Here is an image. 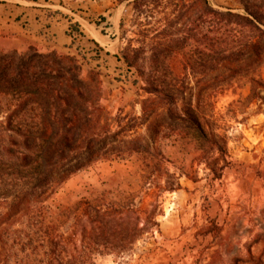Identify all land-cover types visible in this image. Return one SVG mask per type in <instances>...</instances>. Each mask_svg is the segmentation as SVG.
<instances>
[{"label":"trees","instance_id":"trees-1","mask_svg":"<svg viewBox=\"0 0 264 264\" xmlns=\"http://www.w3.org/2000/svg\"><path fill=\"white\" fill-rule=\"evenodd\" d=\"M117 1L156 25L139 31V45L122 53L152 97L116 131L102 122L99 82L83 76L77 57L0 50V264H97L96 256L125 253L159 226L157 208L143 211L140 227L136 194L115 201L104 193L54 216L47 202L57 186L101 161L137 155L144 187L163 178L162 192L177 191L182 176L164 167L158 144L174 135L194 141L219 178L229 141L220 132L216 97L243 82L251 86L245 101L262 98L264 0H235L243 12L210 0ZM180 55L182 75L171 65Z\"/></svg>","mask_w":264,"mask_h":264},{"label":"rangeland","instance_id":"rangeland-1","mask_svg":"<svg viewBox=\"0 0 264 264\" xmlns=\"http://www.w3.org/2000/svg\"><path fill=\"white\" fill-rule=\"evenodd\" d=\"M210 1L215 8H234L236 12H243L235 0ZM67 9L66 13L80 21L83 28H79L88 35L91 34V24L104 34L114 36V44L106 45L103 41L106 48L95 47L92 56L84 40L78 42L79 52L75 55L57 53L77 57L85 78L96 73L100 105L104 108L102 122L116 131L129 117L140 116L143 102L152 95L146 92V83L135 69L125 66L124 72L118 71L122 68L109 64L106 52L122 56L130 43L138 46L139 31L154 27L156 19H136L132 5L117 0H67ZM156 15L159 17L158 13ZM80 29L71 30V33L77 32L80 37L84 34ZM195 45L193 42L190 49ZM171 65L177 74L182 75L183 56L175 57ZM98 67L101 68L99 71ZM99 72L103 78L97 74ZM261 75L264 77V64ZM115 79L143 90L141 96L145 98L140 100V106H130L128 98L112 97L111 84ZM193 87L195 94L197 90ZM258 92L262 98L245 101L251 93V86L239 82L231 84L216 97L220 132L229 141L227 165H218L223 167L219 178L204 163V153L194 141L174 135L161 139L158 144L164 153V167L182 176L181 189L162 192L158 185L164 184L163 178L144 187L143 165L137 155L101 161L57 186L47 202L52 215L104 193L115 201L136 194L132 210L142 217L140 227L144 226L143 211L157 208L159 226L147 229L123 254L96 256L97 264H252L254 258H264V140L252 145L245 140H249L246 128H253L247 119L258 112L264 113V91L258 89ZM255 132L264 133V124ZM228 165H255L256 168L243 173L244 176L248 173L247 178L251 174L257 175L259 184L251 186L245 178L240 183L222 180ZM67 229L68 226L64 231Z\"/></svg>","mask_w":264,"mask_h":264},{"label":"crops","instance_id":"crops-1","mask_svg":"<svg viewBox=\"0 0 264 264\" xmlns=\"http://www.w3.org/2000/svg\"><path fill=\"white\" fill-rule=\"evenodd\" d=\"M66 11H68L67 0H0V50L26 53L36 49L43 53L67 52L75 55L76 52H79L78 42L84 40L89 46L90 55L92 56L95 47L105 49L106 45L115 43L114 36L104 34L101 29L93 27L91 24H89V27L92 28L91 34L88 35L85 30L80 29L83 28L82 23L77 19H73ZM69 12L73 11L70 10ZM76 22L79 23L80 28L77 27ZM72 26H76L84 34L80 37H78L77 32L73 31L74 34H72ZM103 41L106 45L103 44ZM106 54L109 64L113 67L122 68L118 71L124 72L127 65L122 56L115 53L106 52ZM96 63L97 66L98 62ZM100 69L98 67L97 70ZM92 74L96 73L92 72ZM97 74L103 78L102 73ZM114 81L111 84L112 97L128 98L130 106L141 105L142 101L140 100L145 98L141 96L142 89H138L137 85L120 79ZM247 121L253 127L246 128L249 140L247 138L245 140L248 144L252 145L256 144L257 141L264 140V133L255 132V129L264 124V113L258 112L251 115ZM253 168H256V166L228 165L223 171L222 180L226 179L228 182L240 183L246 179L248 182L250 181L251 186H257L260 182L257 175L253 176L251 174L250 178H247L248 173H245V176L243 173L244 170L248 171ZM261 181L263 182V179Z\"/></svg>","mask_w":264,"mask_h":264}]
</instances>
